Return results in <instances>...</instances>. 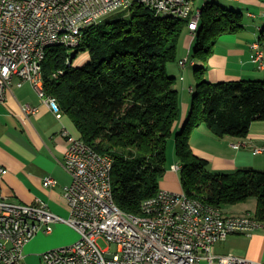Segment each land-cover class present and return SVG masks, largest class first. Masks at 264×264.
I'll return each instance as SVG.
<instances>
[{"label":"trees","instance_id":"1","mask_svg":"<svg viewBox=\"0 0 264 264\" xmlns=\"http://www.w3.org/2000/svg\"><path fill=\"white\" fill-rule=\"evenodd\" d=\"M190 1L195 5L196 0ZM243 20L240 12L214 3L201 8L194 46L199 60L193 71L195 93L175 132L181 111L175 77L167 67L177 60L178 40L188 20L156 15L137 3L126 17L85 28L76 49H46L44 94L55 98L84 143L111 156L113 200L122 212L140 215L142 201L158 192L167 145L174 136L179 180L187 196L220 208L255 198L254 216L264 222V169L213 172L190 144L200 126L218 138H245L253 122L264 121V80L206 78L207 60L218 39L241 31ZM259 39L264 40L263 33ZM79 51L88 53V62L68 65L66 59L72 61ZM57 71L62 73L53 78Z\"/></svg>","mask_w":264,"mask_h":264},{"label":"built area","instance_id":"2","mask_svg":"<svg viewBox=\"0 0 264 264\" xmlns=\"http://www.w3.org/2000/svg\"><path fill=\"white\" fill-rule=\"evenodd\" d=\"M144 4L156 15L188 20L187 30L196 37L201 8L190 0H0V103L4 102L14 77L17 85L28 82L60 118L55 98L43 90L42 61L46 49L64 46L76 49L85 28L100 22L108 11L120 6ZM252 61L263 67L259 43L253 42ZM187 59L179 61L184 67ZM68 65L72 64L67 58ZM62 71L53 74L57 78ZM25 111H34L28 105ZM69 146L63 166L72 182L65 187L68 217L62 218L46 202L33 205L9 201L1 189L5 169L0 165V264H21L24 246L38 233L50 234L53 226L66 223L80 238L70 246L39 254L43 264H258L234 254L216 255L213 246L231 234L250 235L261 226L254 213L226 215L220 207L203 203L182 192L159 189L141 203V214L122 212L113 200L108 154L96 152L66 130ZM245 147V141L232 143ZM260 148L256 152H261ZM171 169L179 172L180 164ZM48 186L56 184L51 176ZM103 238L110 247H102Z\"/></svg>","mask_w":264,"mask_h":264},{"label":"crops","instance_id":"3","mask_svg":"<svg viewBox=\"0 0 264 264\" xmlns=\"http://www.w3.org/2000/svg\"><path fill=\"white\" fill-rule=\"evenodd\" d=\"M203 3H214L238 11L244 19L241 31L224 34L218 39L207 60L206 78L211 82L264 80V66L261 68L252 61L254 49L251 48L253 42H258L264 55V40L259 39L264 34V0H196L194 6ZM186 31L190 47L194 37ZM180 57L170 65L181 111L176 129L181 127L190 109L189 100L194 90L187 70L188 63L184 67L180 66ZM190 65L191 69L193 62ZM17 82L18 78L14 77L6 99L0 103V165L5 169L1 179L2 192L9 201L23 205H33L37 200H42L51 212L67 218L69 212L64 189L72 182V178L63 166L69 136L63 135L62 131L66 130L75 137H78V133L70 118L62 112L58 118L30 83L24 82L18 86ZM25 105L34 108V111H25ZM240 141H245L247 145L239 149L232 147V143ZM190 144L197 156L208 161L213 172L264 169V121L253 122L245 138H218L205 126H200L192 133ZM258 148L262 151L256 152ZM173 164L177 163L170 162L159 185L160 189L178 193L182 192V188L179 172L171 169ZM46 176L53 177L56 184L46 185ZM251 199L224 205L221 209L226 215L254 213L256 200L251 202ZM213 252L216 255L232 253L264 264V222L250 235L235 233L216 242ZM199 264H207V261L201 260Z\"/></svg>","mask_w":264,"mask_h":264},{"label":"rangeland","instance_id":"4","mask_svg":"<svg viewBox=\"0 0 264 264\" xmlns=\"http://www.w3.org/2000/svg\"><path fill=\"white\" fill-rule=\"evenodd\" d=\"M134 0H130V4H132ZM130 11V6H120L114 10L108 11L107 13L103 14L99 21L109 20V19H117V18H123L128 15ZM188 33L185 30L183 34L181 35L180 39L178 40L177 44V58L181 56V59H187V70H189L190 78L193 81L194 90L191 91L192 97L195 93V79L193 75L194 68L199 65L198 57L195 55V42L196 38H193V41L191 42L192 45L189 47L188 42ZM261 36V35H260ZM259 36V37H260ZM263 41V40H261ZM263 44V42H262ZM263 53V52H262ZM89 60L88 53L85 51H79L76 56L72 60V66L73 67H80L84 66ZM193 62V67L190 69ZM263 62H264V55H263ZM173 63V62H172ZM168 64L167 70L168 73L171 75L170 65ZM176 63V62H175ZM174 63V64H175ZM189 68V69H188ZM178 80V77H176V81ZM192 97L189 100V105L191 106L192 103ZM189 112V111H188ZM187 112V114H188ZM186 114V116H187ZM260 122V121H257ZM204 127V126H203ZM207 128V127H206ZM208 129V128H207ZM209 130V129H208ZM176 131V128H174V132ZM210 131V130H209ZM174 135V134H173ZM174 136H172L168 142L167 145V157L168 161L166 164V170L169 169L170 162H176L177 164H181L174 153ZM255 198L251 199V202H253ZM80 238L79 234L68 224L66 223H58L53 226V232L51 234H45V233H38L35 235L25 246L23 249L24 255L26 256L25 259H23L22 264H43L41 258H39V254H42L44 252H48L53 249L61 248L70 246L73 243H75ZM98 244L102 247H110L112 250H114L115 246L112 244L109 246V244L103 239L99 238L97 240Z\"/></svg>","mask_w":264,"mask_h":264},{"label":"water","instance_id":"5","mask_svg":"<svg viewBox=\"0 0 264 264\" xmlns=\"http://www.w3.org/2000/svg\"><path fill=\"white\" fill-rule=\"evenodd\" d=\"M76 53H74V55H75Z\"/></svg>","mask_w":264,"mask_h":264},{"label":"bare ground","instance_id":"6","mask_svg":"<svg viewBox=\"0 0 264 264\" xmlns=\"http://www.w3.org/2000/svg\"><path fill=\"white\" fill-rule=\"evenodd\" d=\"M109 244V243H108Z\"/></svg>","mask_w":264,"mask_h":264}]
</instances>
